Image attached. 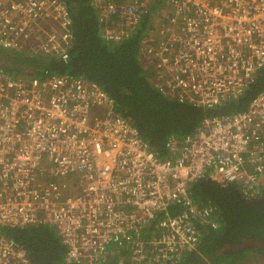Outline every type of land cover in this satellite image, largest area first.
<instances>
[{
	"label": "built area",
	"instance_id": "obj_1",
	"mask_svg": "<svg viewBox=\"0 0 264 264\" xmlns=\"http://www.w3.org/2000/svg\"><path fill=\"white\" fill-rule=\"evenodd\" d=\"M159 1L91 0L109 40ZM166 2L172 13L143 41L158 87L205 107L240 98L264 68V0ZM72 29L66 0H0L4 49L67 61ZM42 73L0 66V264H31L6 229L43 222L67 248L62 264H180L222 223L216 204L193 199L194 182L261 194L264 89L243 110L169 136L161 156L96 82Z\"/></svg>",
	"mask_w": 264,
	"mask_h": 264
},
{
	"label": "trees",
	"instance_id": "obj_2",
	"mask_svg": "<svg viewBox=\"0 0 264 264\" xmlns=\"http://www.w3.org/2000/svg\"><path fill=\"white\" fill-rule=\"evenodd\" d=\"M108 0H105L107 2ZM161 4L166 0H160ZM73 20L74 39L64 61L55 54L34 48L4 49L0 46V66L23 74L71 73L96 82L115 100L118 113L140 131L142 137L161 156L169 136L193 133L207 117L245 109L249 101L264 89V68L240 96L212 107L194 104L170 96L158 87V73L145 54L143 41L149 39L157 23V5L143 14L137 26L120 38L107 39L102 8L91 0H66ZM155 33V32H154ZM28 71V72H25ZM190 194L199 203L211 201L222 213L218 228L202 232L197 248L187 253L180 264H245L249 253L264 256V177L258 197L246 198L234 181L202 178L190 186ZM6 233L26 249L31 264H62L67 248L48 222L7 228ZM242 240L256 244L238 246Z\"/></svg>",
	"mask_w": 264,
	"mask_h": 264
},
{
	"label": "rangeland",
	"instance_id": "obj_3",
	"mask_svg": "<svg viewBox=\"0 0 264 264\" xmlns=\"http://www.w3.org/2000/svg\"><path fill=\"white\" fill-rule=\"evenodd\" d=\"M254 244L256 243L251 240H242L238 243V246H251ZM245 264H264V256L256 254V252L249 253L245 259Z\"/></svg>",
	"mask_w": 264,
	"mask_h": 264
},
{
	"label": "crops",
	"instance_id": "obj_4",
	"mask_svg": "<svg viewBox=\"0 0 264 264\" xmlns=\"http://www.w3.org/2000/svg\"><path fill=\"white\" fill-rule=\"evenodd\" d=\"M157 23L161 20H163L164 18H166L170 13H172V9L169 3H164L161 4L160 2H158L157 4ZM156 23V24H157Z\"/></svg>",
	"mask_w": 264,
	"mask_h": 264
},
{
	"label": "flooded vegetation",
	"instance_id": "obj_5",
	"mask_svg": "<svg viewBox=\"0 0 264 264\" xmlns=\"http://www.w3.org/2000/svg\"><path fill=\"white\" fill-rule=\"evenodd\" d=\"M25 72H28V71H25Z\"/></svg>",
	"mask_w": 264,
	"mask_h": 264
}]
</instances>
